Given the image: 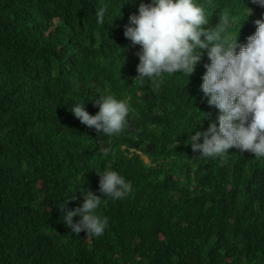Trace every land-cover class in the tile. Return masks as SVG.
<instances>
[{"label": "trees", "instance_id": "16d2710c", "mask_svg": "<svg viewBox=\"0 0 264 264\" xmlns=\"http://www.w3.org/2000/svg\"><path fill=\"white\" fill-rule=\"evenodd\" d=\"M135 2L0 0V264H264V158L193 152L185 132L218 115L200 91L207 57L189 79H135L140 46L124 36ZM196 2L205 27L228 14L242 44L264 18L252 0ZM100 95L130 105L118 135L71 112L86 103L95 115ZM105 169L132 191L97 209L108 218L102 236L78 237L63 214L83 203L80 192L99 195Z\"/></svg>", "mask_w": 264, "mask_h": 264}, {"label": "clouds", "instance_id": "9594fccd", "mask_svg": "<svg viewBox=\"0 0 264 264\" xmlns=\"http://www.w3.org/2000/svg\"><path fill=\"white\" fill-rule=\"evenodd\" d=\"M264 7V0H252ZM138 14L129 16L124 36L132 45H139L137 76L140 82H156L165 74H186L189 77L206 55L200 91L207 104L218 115L204 131L188 133L187 144L199 157L215 158L230 148L250 152L254 158H264V18L255 21L256 31L246 43L229 29L235 23L228 14L219 22L205 27L208 20L204 8L196 0H136ZM249 14L251 9L248 8ZM107 5L96 12V23L103 25ZM240 32V30H239ZM99 110L90 115L85 104L72 109L74 117L103 136L118 135L126 126L130 105L112 95H100L93 100ZM209 114L205 113L206 118ZM194 133V134H193ZM201 138L203 142L201 143ZM102 155L107 156L104 151ZM99 195L87 189L80 192L83 203L63 214V222L79 237L98 238L104 234L108 218L97 209L109 200H119L132 191L131 182L115 170L96 172ZM70 200V199H69ZM68 200V201H69ZM67 201V202H68ZM67 202L61 208L64 209ZM79 217L74 222L73 218Z\"/></svg>", "mask_w": 264, "mask_h": 264}, {"label": "rangeland", "instance_id": "374dc122", "mask_svg": "<svg viewBox=\"0 0 264 264\" xmlns=\"http://www.w3.org/2000/svg\"><path fill=\"white\" fill-rule=\"evenodd\" d=\"M145 160H147V159L145 158Z\"/></svg>", "mask_w": 264, "mask_h": 264}]
</instances>
